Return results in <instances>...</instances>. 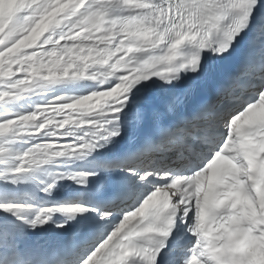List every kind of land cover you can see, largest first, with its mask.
Instances as JSON below:
<instances>
[{
  "label": "snow or ice",
  "instance_id": "6c2138e0",
  "mask_svg": "<svg viewBox=\"0 0 264 264\" xmlns=\"http://www.w3.org/2000/svg\"><path fill=\"white\" fill-rule=\"evenodd\" d=\"M0 264H264V0H0Z\"/></svg>",
  "mask_w": 264,
  "mask_h": 264
}]
</instances>
